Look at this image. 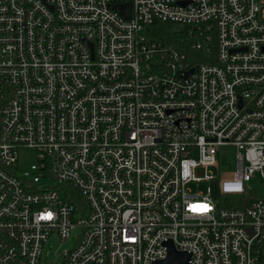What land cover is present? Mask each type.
<instances>
[{"label": "built area", "instance_id": "built-area-1", "mask_svg": "<svg viewBox=\"0 0 264 264\" xmlns=\"http://www.w3.org/2000/svg\"><path fill=\"white\" fill-rule=\"evenodd\" d=\"M0 104V264L75 233L54 264H154L170 241L190 264H264V200L219 199L264 176V0H0ZM225 146L233 180L208 172Z\"/></svg>", "mask_w": 264, "mask_h": 264}, {"label": "rangeland", "instance_id": "rangeland-1", "mask_svg": "<svg viewBox=\"0 0 264 264\" xmlns=\"http://www.w3.org/2000/svg\"><path fill=\"white\" fill-rule=\"evenodd\" d=\"M180 25H174L173 31H181ZM18 165L20 170L30 169L32 165L38 163V153L34 149L22 148L19 150ZM237 149L234 146H225L221 148L217 156V165L208 169V172L216 179L221 180H233L235 174L239 169ZM53 184V181L48 180ZM55 184V182H54ZM194 193L208 194L210 189V182L192 183L189 186ZM247 193L245 197L247 199L264 200V176L257 175L249 183L246 184ZM213 197L218 196L217 185H212ZM236 198L237 196H229ZM82 202V200H80ZM76 234V233H75ZM75 234L67 242L61 243L56 235H52L47 245L43 250V256L40 264H54L59 260V257L68 250H71L75 244Z\"/></svg>", "mask_w": 264, "mask_h": 264}, {"label": "trees", "instance_id": "trees-1", "mask_svg": "<svg viewBox=\"0 0 264 264\" xmlns=\"http://www.w3.org/2000/svg\"><path fill=\"white\" fill-rule=\"evenodd\" d=\"M152 37L156 38L160 41H164L165 43L172 45L176 48L181 49L184 47V43H181L182 36L181 34L173 31V25L169 24H155L151 28ZM2 104H0V110L2 109ZM246 193L241 195H232L237 196L236 198H231L229 196H221L219 199L221 201V207L224 208H247L251 206V204L256 201L253 199H247L245 197Z\"/></svg>", "mask_w": 264, "mask_h": 264}, {"label": "water", "instance_id": "water-1", "mask_svg": "<svg viewBox=\"0 0 264 264\" xmlns=\"http://www.w3.org/2000/svg\"><path fill=\"white\" fill-rule=\"evenodd\" d=\"M112 8L118 10L123 18L130 19V12L132 9L131 4L116 5L112 6ZM192 73L193 71L189 72L188 75ZM165 245L169 251L167 259L154 264H190L191 255L189 253L178 251L172 241L166 243Z\"/></svg>", "mask_w": 264, "mask_h": 264}, {"label": "snow or ice", "instance_id": "snow-or-ice-1", "mask_svg": "<svg viewBox=\"0 0 264 264\" xmlns=\"http://www.w3.org/2000/svg\"><path fill=\"white\" fill-rule=\"evenodd\" d=\"M202 208H204V209H206L207 208V206L206 205H204V206H201Z\"/></svg>", "mask_w": 264, "mask_h": 264}]
</instances>
